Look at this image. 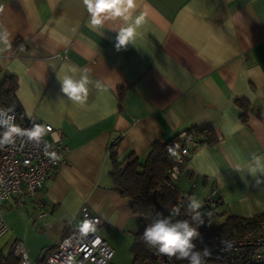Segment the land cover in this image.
Segmentation results:
<instances>
[{
	"label": "crops",
	"instance_id": "0c3cea01",
	"mask_svg": "<svg viewBox=\"0 0 264 264\" xmlns=\"http://www.w3.org/2000/svg\"><path fill=\"white\" fill-rule=\"evenodd\" d=\"M133 15L145 21L118 49L119 25L92 28L83 0H0V29L11 34V47L0 45V77H15L23 116L52 126L46 141L67 146L39 191L2 203L4 253L18 239L36 260L82 204L101 218L114 254L132 243L140 222L109 177L110 146L120 163L143 162L153 141L191 128L211 129L214 141L186 158L177 189L202 203L216 191L220 217L264 213V184L234 169L264 155V0H136ZM69 66L90 71L84 106L61 92Z\"/></svg>",
	"mask_w": 264,
	"mask_h": 264
},
{
	"label": "built area",
	"instance_id": "2783aa9c",
	"mask_svg": "<svg viewBox=\"0 0 264 264\" xmlns=\"http://www.w3.org/2000/svg\"><path fill=\"white\" fill-rule=\"evenodd\" d=\"M2 119H7L22 129H31L34 123L40 124L34 116L29 118L18 115L15 105L0 108V120ZM40 125L46 127V134L52 130L49 124ZM4 131V128H0V137ZM46 134L39 142L29 141L26 137H16L14 144L0 147V237L10 231L2 216V203L10 197L24 199L33 196L64 161L67 146L61 138L54 142L46 141ZM180 135L181 145L175 155L179 163L189 157L197 147V142L191 134L182 132ZM166 173L170 185H175L180 173L177 166L170 167ZM215 192L211 191L209 196L216 197ZM187 194L184 192L183 197L171 205L168 213L173 208L181 210ZM205 200L202 207L206 203ZM36 207L39 209L38 218L44 217L46 212L42 209V202H37ZM214 210L209 213L214 214ZM74 218L80 221L79 225L74 223ZM85 221H91L92 227L88 229L85 224L82 228ZM101 224V218L82 204L75 217L65 222L61 237L41 250L36 260L29 258L25 245L18 239L10 243L8 251L17 259V264H109L114 249L98 233ZM222 239L229 241L231 248H225L217 241L211 245L215 250L207 264H264V217L242 221L237 229ZM149 252L156 264H188L186 260H177L175 257L169 259L154 249Z\"/></svg>",
	"mask_w": 264,
	"mask_h": 264
},
{
	"label": "trees",
	"instance_id": "16d2710c",
	"mask_svg": "<svg viewBox=\"0 0 264 264\" xmlns=\"http://www.w3.org/2000/svg\"><path fill=\"white\" fill-rule=\"evenodd\" d=\"M18 43L19 41L16 40L13 47ZM16 86V79L13 75L0 77V108L15 105L18 115H20L22 113L15 98ZM238 103L243 109L247 108L246 103L242 101ZM184 132L193 136L197 146L214 141L213 132L208 128L200 130L191 128ZM181 139L182 135L177 134L165 142L153 141L143 162L139 161L137 157L130 156L124 163H120L112 145L109 148L108 157L111 162L109 177L111 182L122 197L130 200V210L140 222V228L133 234L131 243L133 264H156L150 255V249L142 242L140 237L153 218L158 214L169 215L168 210L171 205L177 199L183 197V192H180L176 185H170V179L166 173L167 169L174 165L177 166L180 172L186 164V158L179 163L176 161L175 156L169 152V148H172L176 153L179 151ZM189 198H191V193L188 192L185 196V204L179 215L173 217V222L187 220L197 227L200 234L194 240L197 248H202L204 245H213L237 229L242 221L264 217V213L252 217L227 215L219 224H208L205 222L208 213L213 211L221 202V198L218 196H208L205 200L206 203L199 210L204 221L199 224L192 220V215L187 209ZM0 264H17V259L9 251L4 253L0 249Z\"/></svg>",
	"mask_w": 264,
	"mask_h": 264
},
{
	"label": "clouds",
	"instance_id": "9594fccd",
	"mask_svg": "<svg viewBox=\"0 0 264 264\" xmlns=\"http://www.w3.org/2000/svg\"><path fill=\"white\" fill-rule=\"evenodd\" d=\"M83 5L89 14L92 28H102L108 22L119 25L112 27L113 30L118 31L116 37L118 49L129 43L130 38L145 21L143 15L135 17L133 15L136 0H83ZM0 45L11 47V34L7 29H0ZM58 79L61 92L69 101L80 106L86 105L89 86L92 84L88 69L69 66L67 73ZM96 87L101 86L97 83ZM0 128L5 129L0 137V147L14 144L16 137H26L29 141L39 142L47 131L45 126L35 123L31 129H22L18 125L11 124L7 119L0 120ZM169 152L173 156L176 155L172 148H169ZM234 169L238 172L246 171L255 179L256 185L264 184V155L252 153L246 167L237 165ZM201 208L202 202L199 199L189 198L187 209L192 215V220L199 224L204 222L199 212ZM179 211V208H173L167 216L158 214L145 227L140 239L149 249H154L158 254L166 255L169 259L175 257L177 260H186L188 264H207L208 259L213 255L214 247L204 245L202 248H197L194 243V240L200 236L197 227L187 220L173 222V217L178 216ZM208 216L211 217V213H208ZM85 224L88 229L92 227L91 221H85L82 228ZM219 244L229 249L232 246L229 241L223 239L219 240Z\"/></svg>",
	"mask_w": 264,
	"mask_h": 264
},
{
	"label": "rangeland",
	"instance_id": "374dc122",
	"mask_svg": "<svg viewBox=\"0 0 264 264\" xmlns=\"http://www.w3.org/2000/svg\"><path fill=\"white\" fill-rule=\"evenodd\" d=\"M223 218V216L220 217L216 214H211V217L207 216L205 222L208 224L219 223L223 220ZM109 264H133L131 240H122L120 242Z\"/></svg>",
	"mask_w": 264,
	"mask_h": 264
},
{
	"label": "water",
	"instance_id": "95a60500",
	"mask_svg": "<svg viewBox=\"0 0 264 264\" xmlns=\"http://www.w3.org/2000/svg\"><path fill=\"white\" fill-rule=\"evenodd\" d=\"M212 264H226V263H212Z\"/></svg>",
	"mask_w": 264,
	"mask_h": 264
}]
</instances>
